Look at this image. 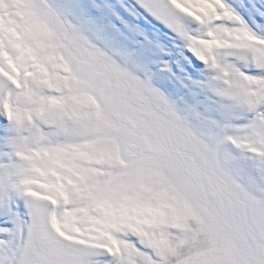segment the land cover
Segmentation results:
<instances>
[{
    "label": "snow or ice",
    "instance_id": "6c2138e0",
    "mask_svg": "<svg viewBox=\"0 0 264 264\" xmlns=\"http://www.w3.org/2000/svg\"><path fill=\"white\" fill-rule=\"evenodd\" d=\"M0 264H264V0H0Z\"/></svg>",
    "mask_w": 264,
    "mask_h": 264
}]
</instances>
